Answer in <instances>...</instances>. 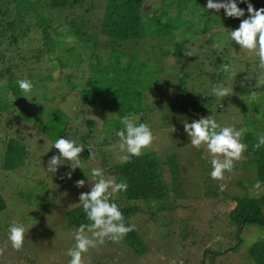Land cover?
I'll return each instance as SVG.
<instances>
[{
  "label": "rangeland",
  "instance_id": "obj_1",
  "mask_svg": "<svg viewBox=\"0 0 264 264\" xmlns=\"http://www.w3.org/2000/svg\"><path fill=\"white\" fill-rule=\"evenodd\" d=\"M39 1L45 2L46 0ZM236 2L238 7L245 10V16L248 18L247 3H241V0H236ZM248 2L252 3L257 10L264 7V0H248ZM103 4V0H82V7L87 9L86 14L90 16L88 23H91L92 26H94V22L98 23V20L102 19ZM160 4V0H142L140 11L143 13L155 11ZM185 5V0H170L168 4H163L162 8L170 16L174 15L176 9L184 14ZM44 9L45 6L39 5L36 10L40 12ZM13 11L12 9L10 13L13 14ZM82 12V8L77 6L64 12L60 11L59 15L51 12L50 15H55V17H52L53 21L46 29L48 36L44 37L40 27L33 25L31 39L28 36L27 40L21 44L22 47H30V49L24 48L23 51L21 47L22 55L30 56L39 53L38 59L42 60H37L34 68L31 67V69L20 67V62L17 66L14 63L10 65L12 69L15 68L13 71L21 79L27 73L39 72L44 75L43 83L35 86L29 95L30 100L23 96L22 91L17 96L12 95L4 85L5 81L1 80L0 101L5 103L6 112L12 110V115L19 113L27 118L23 119L20 124L17 123L18 125L9 128L1 122V130L7 128L6 130L11 132V128L13 130L15 127H19L16 129V133L27 142L29 145L27 149L39 151L40 155L30 156V160L13 171L8 172L0 169V179H6L0 184V191L6 204L0 211V246H3L7 241L8 229L13 221L22 223L26 228L22 250H13L9 241L5 256L0 258V264H69L71 258L67 252L75 245L73 233L77 228L65 226L61 211L66 206L77 202L80 193L90 191L94 182L90 178L92 168L106 166L107 163L120 162L121 153L118 148L112 147L119 140L115 135V129H111L115 135L112 138L107 135V132L103 133L104 113H111V115L115 113L112 103L105 98L96 104L83 106L79 103L78 87L80 83L85 82L90 70L89 65L95 60L91 54L93 51H99L100 61L112 68L115 60L121 62L122 59L119 57L128 56L130 49L124 50L120 47H102L103 49H101L105 39L102 36H95L97 45L92 47L90 43H85L81 51L83 55L76 63L60 66L46 57V55L49 58L56 56L75 41V30L66 25L64 21L71 20V18L77 21ZM230 23L229 29L231 30L240 25L236 18H233ZM92 26L89 29L85 23L80 31L90 35L93 32ZM20 27L22 25L17 28ZM212 28L214 29V27ZM10 31L12 29L5 33L6 37ZM15 31L16 29L13 30L14 33ZM216 31L218 32L219 29ZM220 33L218 42L215 40L217 34L213 36L216 43L212 42L210 49L214 54L222 50L227 51L229 62L223 63L221 67L224 71L229 70V73L223 75L219 82L213 85L223 84L226 87H231L234 94L227 98H217L212 93L213 87L208 89L206 80L203 87L208 89L207 93L214 97V99H206L205 91L195 90L199 80H197L198 83L194 81L195 85L189 83L188 89L197 92L194 95L205 94L198 98L201 105L209 106L206 108L207 111L201 113L197 111L191 117L181 115L180 98L182 94L176 87H173L174 85L172 86L179 64L174 65V68H166L167 64H171L168 63L170 58L166 54L160 56L156 50L168 49L169 45L174 44V48H179L184 52V48L187 49L186 40L203 41L204 38H201L200 34L194 35L188 31L181 34L174 33L178 37L174 40H170L168 37L156 39L159 43L157 45H154L152 40L145 38L124 44H133L135 47H132L131 50L136 51V59L151 64L158 78L162 80L169 78L167 82L161 83L158 89H148L145 94H142L140 108L142 110L146 106L148 109L146 112L130 113L129 116L135 117L139 122L141 115L140 123L149 124L154 132L155 140L152 146L144 152L152 151L158 155L163 179L167 186V192L160 201L169 205L170 210H157L149 215L145 205H141L140 213L137 212L129 219L131 224H135L136 232L147 244L144 253L133 255L124 248L121 242L108 241L103 246L91 249L85 254L87 264H201L202 262L207 264L206 261L209 259L212 260L209 264H253L247 256L246 248L250 242L264 238V224L256 221L245 222L241 224L240 230L236 231V227L227 219L226 210L229 208L227 199L232 196H264V184H261L259 189L255 187L258 180L252 163L255 157L254 149L248 141L251 139L254 144H257L258 137L264 135V132L249 130L246 137H242V142L247 145V150L244 153L245 158L235 163L232 173L226 174L227 179L223 183L227 186L224 190H220L221 182L213 180L210 176L212 169L209 159L203 158L205 148L202 147L199 150L194 148L184 131V121L191 123L201 117L211 116L222 126L235 127L243 117H253L256 116L255 114L264 112V95L260 97L259 88L254 87L257 83L255 77L261 72L258 66V57L254 53L247 55L241 53L240 46L228 38L227 31L225 34H223L224 32ZM2 37L4 35L0 33V49L3 48L4 41L2 42V40H5ZM62 53L64 55L65 51ZM41 54H43L42 57ZM117 56L119 59H116ZM31 57L34 59V56ZM13 58H16L15 62L18 60L16 55L15 57L12 55L6 63L12 61ZM256 59L258 63L251 65ZM243 68H245V72L233 74V72H241ZM62 75H67L68 79L61 80L59 77ZM71 83H75V88H70ZM236 84L241 87L236 88ZM244 86L247 87L244 88ZM253 92L255 95H252ZM44 93H48L49 98L45 99ZM55 107H58L64 116L68 117L69 127L64 128L68 133L65 138L70 137L78 142L79 135L86 132L87 128L90 133L88 145L94 149L99 146V142L104 140V137L110 141L106 148L99 146L94 151V157L89 156L82 160L83 170L77 168L72 172L70 179L67 176V173L72 171L70 166H61L58 169L59 173L67 170L62 174L64 176L61 181L56 180V173L52 174L46 170L48 159L53 155H59V152L54 147L52 148L54 142L48 141L43 135L41 127H38L47 121V113ZM216 107L220 109L223 107L221 112L223 116L215 113ZM1 117L0 113V121ZM122 118L118 117V123L122 126L121 130L124 127L121 123ZM86 123H89L91 127H86ZM173 128H175L174 132ZM241 128L247 131L243 125H240L239 129ZM43 130L47 135L51 133V129L46 130V127ZM4 137H6L5 134ZM167 156L168 160L173 159L170 166L166 160ZM34 163L36 166H33ZM104 172H107L106 179L110 178L118 182L113 177L115 172L112 168L107 167ZM78 180H85V186L77 187L76 181ZM45 190L46 192L49 190L53 197L46 196ZM34 196L36 198L33 201L31 197ZM120 197L119 193L115 196L120 204L128 203ZM137 204L139 205L138 202ZM230 206H232L231 202ZM152 207L155 210V206L152 205ZM261 211L264 216V205ZM2 225L3 227H1ZM28 229L29 231H27ZM183 229H185L186 236L181 237L179 235ZM155 230L157 233H154ZM235 237L240 243L236 249H230L229 245L234 243ZM217 248H221L220 254H215L214 258L211 254L203 257V249L209 252Z\"/></svg>",
  "mask_w": 264,
  "mask_h": 264
},
{
  "label": "trees",
  "instance_id": "obj_2",
  "mask_svg": "<svg viewBox=\"0 0 264 264\" xmlns=\"http://www.w3.org/2000/svg\"><path fill=\"white\" fill-rule=\"evenodd\" d=\"M141 1L142 0H103L104 4L101 14L103 17L98 20V23L94 22V26H92L91 23H88L90 16L86 14L87 9L82 7V0H46L45 2L39 0L36 2L31 0H0V33L4 35L2 39L5 38V40H2V42L4 41L2 45L3 48L0 49V84L2 85L1 80H4V85L12 95L17 96L21 94V90L17 84V80L21 78L18 77L19 75L15 74L13 71L15 68L12 69L10 65L14 63V65L16 64L17 66L20 62V67L23 66L31 69V67L34 68V64H36L37 60L42 61L38 59L39 53L27 56L22 55L20 52L22 47L21 44L27 40L28 36L31 39V31L34 28L33 25H35V27L39 26L43 31V36L47 37L46 29L53 21L52 17H55V15L51 16L50 13L55 12L59 15L60 11L64 12L77 6L83 10L79 19L74 21L76 19L71 18V20L66 19L64 21L66 25L75 30V41L71 42L70 45L62 51H65L64 55H62V52L56 54V56L52 58L46 55L48 60L50 59L60 66H68L72 62H78L81 55H83L81 51L85 43H90L92 47L97 45L95 36H102L105 39L104 43L101 45V49H103L102 47H120L124 50L130 49L128 56L119 57L122 59L121 62L115 60V64L112 68L107 67V65H104V63L100 61L101 55L99 51H93L91 54L95 57V60L89 65L90 70L89 74L86 76L85 82L80 83L78 87L79 103L83 106L96 104L105 98L112 103L114 108L113 112L115 113L112 115L111 113H104V121L102 122L103 133L107 132V135L112 138L115 135L111 132V129L113 128L117 132L122 128L118 123V117L129 116L130 113L146 112L148 110L146 106L145 108L143 107L142 110L140 108L142 94H145V91L148 89H158L161 83L169 80V78L165 80L158 78L151 64L136 59V51L131 50V48L135 46L133 44L124 45L133 40H141L143 38L150 39L153 41L154 45H157L159 43L156 39L168 37L170 40H174L178 38L174 33L181 34L191 31L194 35L200 34L201 38H204L203 41H195V39L185 41L187 43V49L184 48V50H190L193 54L192 56H185V51L183 52L179 48H174V44L171 46L169 45L170 47L168 46V49L161 48L160 51H156L159 52L160 56L166 54L170 58L168 63L170 62L171 64H167L165 66L166 68H174V65L179 64L177 72L174 75L175 81H173L174 83L172 86L174 85L173 87H176L182 94L180 98V105L182 107L181 115L183 117H191L197 111L198 113L207 111L206 108L209 106L206 104L204 106L201 105L198 99L205 94L194 95V93L197 92L189 90L188 85L189 83L195 85V82L199 80V84H196L195 90L199 89L207 93L209 87H214L213 84L219 82L223 75L229 73V70L224 71L221 67L223 63L229 62V59H227V51L222 50L214 54L210 49V44L220 40V32H224L223 34H225V31L229 32L231 30L229 29V23L233 18L227 17L223 9L219 12L206 10L207 0H185V13L181 14L180 10L176 9L174 15L170 16L167 11L162 8V5L168 4L170 0H160L161 4L157 9L155 11H149L148 13L140 11ZM216 2H223V0H216ZM39 5L45 6L44 11L39 12L36 10ZM12 9L14 10L13 14L10 13ZM246 18L247 17L244 16L242 18H236V20L240 23L242 19ZM85 23L89 26V29L92 26V34L89 35L80 31V29L85 26ZM19 25H22V27L17 28ZM212 27H214V29ZM215 28L216 30L219 29V31L217 32ZM10 29H12V31H10L7 35L8 37H6L5 33L9 32ZM14 29H16L15 33L13 32ZM215 34H217L215 37L216 41L213 39ZM24 48L30 49V47L23 46L22 51ZM12 55L13 57L16 55L18 60L15 62L16 58H13L12 61L6 63ZM31 56H34V59H32ZM42 56L43 54H41V57ZM117 58L118 56L116 59ZM256 63H258L257 59L254 60L251 65H255ZM242 72H245V68H243L241 72L237 71L233 72V74L235 75ZM67 77V75H62V77L59 78L66 81L68 79ZM25 78L31 80L34 86L37 87L39 83H43L44 75L39 72H33L27 73L22 79ZM206 80L208 81L207 90L203 87ZM75 86V83H71L70 88H75ZM239 86V84L235 85L236 88ZM245 87L247 86H244V88ZM258 93L260 97L264 95L263 86L259 88ZM43 95L45 99L49 98L48 93H44ZM211 98L214 99L211 94L207 93L206 99ZM11 111L12 110L6 112L5 103L3 104V102L0 101V113L2 115L0 123H5L8 126L7 128L14 127L23 122V119H27L26 116H21L19 113L12 115ZM222 111L223 107L221 109L216 107L215 113L222 115ZM255 115L256 116L253 117H243L241 122L235 125L236 129H239L240 125H243L247 129L243 137H246L249 130H261L264 132V112ZM47 116V121L38 126L41 127V131L45 138L50 142H55L60 137L65 138L66 134H68L66 130H64L65 127H69L68 117L66 115L64 116L58 107L51 109V111L47 113ZM141 120L140 115L138 120L139 123ZM44 127H46V130L51 129V133L47 135L43 130ZM86 127L91 126L89 123H86ZM7 128L2 131L0 127V169L9 172L17 167H21L26 161L31 159L30 156H35V154L40 155V153L39 151L27 149L29 147L27 142L16 133V129L19 127H15L13 130L11 128V132L7 131ZM87 130L86 128V132L79 135L80 137L77 142L85 146L84 151L81 153V160L87 159L91 154L87 148L89 147L88 142L90 137V133H88L89 130ZM4 134L6 137L3 138ZM248 141L250 142L249 145L254 149L255 157L252 163L254 165L257 180L263 185L264 145L257 149L255 147L256 144H254L251 139H248ZM109 142L110 141L106 140V137H104V140L99 142L100 148H106ZM97 148L94 149L92 147L93 152L97 150ZM102 154L104 155L103 152ZM166 160L169 166L173 162V159L168 160V156ZM33 166H36V164L34 163ZM99 167L102 169L107 167L112 168L115 172L113 177L116 178L118 182L125 181L127 183V190L120 192L119 195L121 196L120 198H123L128 203L120 204L117 198H113V202L119 205L127 223H130L129 219L137 212L140 213L141 205H145L146 212L149 215L157 210H170L169 205H165L163 201H160L167 192V186L163 179L162 167L158 160V155L154 152H144L140 157H132L127 163H122L120 161L111 164L107 163L106 166ZM64 171L67 170L65 169ZM64 171L62 173H59V170L56 172L57 181L62 180ZM106 174L107 172H104L105 177L107 176ZM90 178L92 177L90 176ZM4 180L6 181V179ZM4 180L3 178L0 179V184L3 183ZM44 192L46 196L53 197V194L49 192V190L47 192L45 190ZM34 198L36 197H31L32 200ZM227 201L229 203V208L226 210L227 219L236 227V231L240 230L241 224L245 222L256 221L260 224H264V216L261 211L264 205L263 195H259L258 197H247L245 195L232 196L228 198ZM36 202L40 203L41 201ZM230 202L232 206H230ZM152 205L155 206V210H153ZM5 206V199L2 197L0 191V211L3 210ZM61 213L64 224L67 227L78 228L81 224H87L89 221L82 206L79 205V199L77 202L66 206ZM1 227H3V225ZM154 233H157V230H155ZM179 236H186L185 229L182 230ZM121 243L124 248L128 249L133 255H140L147 249V244L136 230L130 232ZM239 243L240 241L235 237L234 243L229 245L230 249H236ZM205 249L202 250L203 257L211 254L213 258L220 254L221 250V248H217L216 250L207 252ZM246 253L253 264H264V238L250 242L246 248ZM211 261L212 260L209 259L206 262L209 264ZM201 264L205 263L202 262Z\"/></svg>",
  "mask_w": 264,
  "mask_h": 264
},
{
  "label": "clouds",
  "instance_id": "obj_3",
  "mask_svg": "<svg viewBox=\"0 0 264 264\" xmlns=\"http://www.w3.org/2000/svg\"><path fill=\"white\" fill-rule=\"evenodd\" d=\"M247 3L248 18L242 19L238 28L228 32V38L240 46L243 54L254 53L258 57L260 75L256 78L255 88L264 86V7L254 8L248 0H241ZM224 10L227 17L242 18L245 10L238 7L236 0H207L206 10L219 12ZM185 56H192V52L185 51ZM17 84L24 93V97L29 99V95L34 89V84L29 79H19ZM212 93L217 98H227L234 94L231 87L223 84L214 86ZM255 95V92L252 93ZM30 100V99H29ZM123 130H119L115 135L119 138L116 145L121 155L119 159L122 163H127L132 157H140L144 151L149 149L155 135L151 126L147 123H139L133 116H124L121 120ZM184 131L187 133L191 145L197 150L205 148V156L211 164L210 176L213 180L220 181V190L226 188L223 183L227 179L226 174L234 171L235 163L244 159L247 145L242 142L245 129H236L234 126H222L211 116L201 117L191 123L183 122ZM175 128H173V132ZM264 145V135L258 137L255 147L258 149ZM58 150L59 155H53L47 163L46 170L55 174L61 166L69 165L71 170L67 173L71 178L72 172L77 168L83 170L81 153L85 146L77 143L70 137L57 139L52 148ZM90 157H94L92 147H87ZM93 183L89 192H82L79 195V205L82 206L88 224H81L73 233L75 240L74 247L68 249L67 255L71 258L69 264H87L85 254L91 249H97L106 242H121L130 232L134 231L135 224L125 221L124 215L113 198L120 192L127 190L125 181L116 182L113 179H106L104 169L94 167L91 169ZM87 183L89 181L87 180ZM85 180L76 181V186L84 187ZM255 187L259 189L261 182L257 181ZM29 231V229L27 230ZM25 226L17 221H13L8 229L7 241L0 246V258H3L8 249V242L15 251L22 250L25 243Z\"/></svg>",
  "mask_w": 264,
  "mask_h": 264
}]
</instances>
